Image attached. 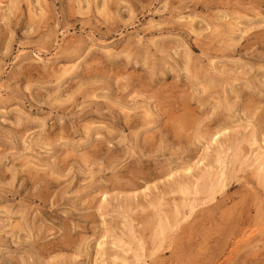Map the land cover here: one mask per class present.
Segmentation results:
<instances>
[{
  "label": "rangeland",
  "instance_id": "obj_1",
  "mask_svg": "<svg viewBox=\"0 0 264 264\" xmlns=\"http://www.w3.org/2000/svg\"><path fill=\"white\" fill-rule=\"evenodd\" d=\"M261 31L264 0H0V264H264Z\"/></svg>",
  "mask_w": 264,
  "mask_h": 264
},
{
  "label": "bare ground",
  "instance_id": "obj_2",
  "mask_svg": "<svg viewBox=\"0 0 264 264\" xmlns=\"http://www.w3.org/2000/svg\"><path fill=\"white\" fill-rule=\"evenodd\" d=\"M15 3H16V2H15ZM236 13H237V12H236ZM242 16H243V15H242ZM241 19H242V18H241ZM231 27H232V26H231ZM231 27H230V28H231ZM233 28H234V27H233ZM247 31H248V30H247ZM230 32H231L232 35H233V34H235L236 31H235V29H230ZM213 33H214V32H213ZM261 33H264V31H261ZM232 37H233V36H232ZM230 39H231V38H230ZM232 45L235 46V44H230V46H232ZM230 46H228V47H230ZM235 47H236V46H235ZM230 48H231V47H230ZM234 50H235V49H234ZM66 72H67V70H66ZM65 75H66V74H65ZM63 77H64V76H63ZM63 77H62V78H63ZM62 78H61V79H62ZM185 106H186V105H185ZM259 117H260V116H259ZM260 120H261V118H260ZM87 131H88V130H87ZM223 153H224V152H223ZM237 153H238V152H237ZM237 153H236V156H235V157L232 156V159L230 158V159H231V160H230V164H232L233 167L239 165V163H241V164H245V163L248 162V161H249V163L251 164V165H250V164L248 165L249 167H251L252 165L254 166V165L256 164V163H255L254 161H252V160H251L252 162H251L250 160H242V161H241V158H239V156H238L239 154H237ZM218 158H219V157H218ZM224 158H225V157H224ZM248 158H249V157H248ZM248 158H247V159H248ZM201 160H202V159H201ZM217 160H218V159H217ZM222 161H223V160H222ZM215 162H216V161H215ZM218 162H219V161H218ZM219 163H220V164H219L220 167L222 166V167H221V168H222L221 176H220V177L217 176V177H218V181L216 182V184L213 183V182H215V180L212 179V180H214V181H212L213 186H211L212 189L210 190V191H211V192H210V193H211V198H212V197L214 198V197H215V194H216V193H220V191L225 187V185H227V184H225V181L227 180V175H225V174H226V173H225V170H223V169L225 168V161H223V162H219ZM253 166H252V167H253ZM259 166H260V165H259ZM223 167H224V168H223ZM227 167H228V165H227ZM243 168H244V167H243ZM254 168H255V167H254ZM230 173H231V172H230ZM209 174H210V173H209ZM263 174H264V173L259 172V173L256 174V176H257L260 180H262V179H263V176H262ZM202 177H203V176H202ZM217 177H216V178H217ZM231 179H232V178H231ZM205 180H206V179H205ZM206 181H207V180H206ZM209 181H210V180H209ZM209 181H208V182H209ZM205 183L207 184V182H205ZM226 183H227V181H226ZM208 184H209V183H208ZM260 184H262V182H260ZM211 185H212V184H211ZM204 186H205V184H200V185H199V190H200V187H201V190H202L201 192H204V191L206 192V191L209 190V189H207L208 185H207V187H205V188H204ZM184 187H185V186H184ZM185 188H186V187H185ZM193 188H194V187H193ZM181 189H182V188H181ZM182 190H184V191H182ZM182 190H181V191L184 192V193L186 194L187 191H189L190 189H187V190H186V189H182ZM193 190H195V189H193ZM203 190H204V191H203ZM189 192H190V191H189ZM201 192L199 191L200 194H201ZM208 192H209V191H208ZM208 192H207V193H208ZM186 195H187V194H186ZM211 198H210V199H211ZM211 200H212V199H211ZM203 203H204V202H203ZM129 262H130V261H129Z\"/></svg>",
  "mask_w": 264,
  "mask_h": 264
}]
</instances>
